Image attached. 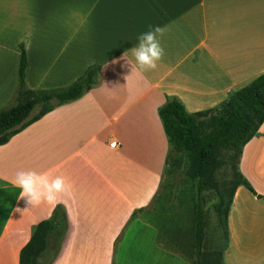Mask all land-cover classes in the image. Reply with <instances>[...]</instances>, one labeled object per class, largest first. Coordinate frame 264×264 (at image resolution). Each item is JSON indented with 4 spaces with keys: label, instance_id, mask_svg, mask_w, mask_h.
<instances>
[{
    "label": "crops",
    "instance_id": "crops-1",
    "mask_svg": "<svg viewBox=\"0 0 264 264\" xmlns=\"http://www.w3.org/2000/svg\"><path fill=\"white\" fill-rule=\"evenodd\" d=\"M150 26L165 28L164 58L127 81L122 57ZM20 46L28 89L66 87L91 65L99 73L0 146V264H19L48 220L56 230L37 264H191L146 215L170 151L158 109L173 98L188 113L216 109L264 74V0H0V107L17 85ZM18 170L63 176L69 192L30 206ZM238 171L254 194L234 192L222 263L264 264V122Z\"/></svg>",
    "mask_w": 264,
    "mask_h": 264
},
{
    "label": "trees",
    "instance_id": "trees-1",
    "mask_svg": "<svg viewBox=\"0 0 264 264\" xmlns=\"http://www.w3.org/2000/svg\"><path fill=\"white\" fill-rule=\"evenodd\" d=\"M26 68L27 55L23 46H20L17 85L7 105L0 107V146L56 106L79 99L96 85L99 73V66L91 65L66 87L31 90L25 84ZM36 108H39V111L31 117ZM158 116L170 144L167 160H173L176 155H183L189 161L187 177L195 189L194 259L191 264H223V251L213 260L202 250L205 228L204 194L209 190L218 192L215 175L222 164L221 150L231 151L235 158L232 164V187L224 211L225 221L238 186H244L254 194L249 183L239 173L238 163L243 146L256 135L264 122V74L235 92L219 108L188 113L183 104L173 98L158 109ZM218 195L221 197L219 192ZM55 230L53 220L39 223L28 244L20 251L18 263L37 264L46 248L47 236Z\"/></svg>",
    "mask_w": 264,
    "mask_h": 264
},
{
    "label": "rangeland",
    "instance_id": "rangeland-1",
    "mask_svg": "<svg viewBox=\"0 0 264 264\" xmlns=\"http://www.w3.org/2000/svg\"><path fill=\"white\" fill-rule=\"evenodd\" d=\"M36 108L31 117L36 115ZM221 166L216 171L218 192L209 190L204 194L205 228L202 250L214 260L226 245L225 208L232 187L233 153L221 150ZM168 159L159 195L149 206L146 215L149 222L159 230L160 240L188 263L194 259V211L195 189L187 177L189 161L186 156L176 155ZM167 234H169L167 236Z\"/></svg>",
    "mask_w": 264,
    "mask_h": 264
},
{
    "label": "clouds",
    "instance_id": "clouds-1",
    "mask_svg": "<svg viewBox=\"0 0 264 264\" xmlns=\"http://www.w3.org/2000/svg\"><path fill=\"white\" fill-rule=\"evenodd\" d=\"M164 33L165 28L150 26L148 31L137 37L136 46L124 53L122 59L126 62L125 67L130 66L131 68V75L124 77L127 81L135 72L144 73L157 68L158 63L165 55L161 44ZM128 52H131L134 62L127 58ZM13 183L21 190L20 199H25L30 206L38 205L44 201L55 203L61 196L69 192L65 177H50L35 170H18Z\"/></svg>",
    "mask_w": 264,
    "mask_h": 264
},
{
    "label": "built area",
    "instance_id": "built-area-1",
    "mask_svg": "<svg viewBox=\"0 0 264 264\" xmlns=\"http://www.w3.org/2000/svg\"><path fill=\"white\" fill-rule=\"evenodd\" d=\"M115 145H116L115 143H111V144H110V147H111V148H114Z\"/></svg>",
    "mask_w": 264,
    "mask_h": 264
}]
</instances>
